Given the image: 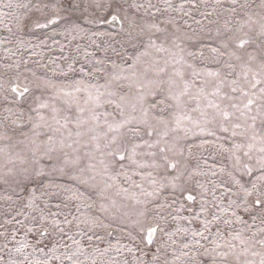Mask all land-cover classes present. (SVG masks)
<instances>
[{
	"label": "snow or ice",
	"instance_id": "obj_1",
	"mask_svg": "<svg viewBox=\"0 0 264 264\" xmlns=\"http://www.w3.org/2000/svg\"><path fill=\"white\" fill-rule=\"evenodd\" d=\"M0 30V264H264V0H0ZM42 30L95 51L45 64Z\"/></svg>",
	"mask_w": 264,
	"mask_h": 264
},
{
	"label": "rangeland",
	"instance_id": "obj_2",
	"mask_svg": "<svg viewBox=\"0 0 264 264\" xmlns=\"http://www.w3.org/2000/svg\"><path fill=\"white\" fill-rule=\"evenodd\" d=\"M4 11H7V9H4ZM49 34H50V30H42V31H37L33 34H29V35L25 36L26 40H31L32 44H37V45H39L42 40H47L48 46H41V47L35 49V51L42 54V56H43L42 62L45 64H48L49 59L55 58V57H61L62 55L63 56H69V57L79 56L80 60L82 61L83 60V51H81L80 53H77L76 52V46L77 45H80L81 49L87 48L88 51H95L94 47L91 46L90 41L87 38H85V39H79L78 38L76 40L71 41V43H69V41L65 40L63 37L57 36L56 40H59L60 44H55V43H53V41L51 39H48ZM6 35H8V33L6 31L0 30V38L4 37ZM93 39H95V38L93 37ZM61 45H65V49H64L63 53H61L59 51V48ZM9 46H11V45H9ZM25 55L27 56L28 53H25ZM97 55L102 56L103 53L98 52ZM40 58H41L40 56L33 57V60L40 59ZM57 63L66 66L65 62L63 60H58ZM31 66L35 67V64H33ZM52 67H55V65H49V72H48L49 75H51L50 69ZM79 67H80V63H77L76 68L79 69ZM41 71H43V69H41ZM71 77H75L76 79H79L80 75L78 72H76V73H72L69 78L54 77V79H56L58 82H63L65 84H68L71 82ZM92 82L95 83V81H92ZM100 82L102 83L103 81H100ZM117 236H120V233H114V236L112 238L106 237L103 242H97V243H99L101 247H107L109 239L111 240V242L113 244L116 243V237ZM121 242L122 243H128L126 238H122Z\"/></svg>",
	"mask_w": 264,
	"mask_h": 264
}]
</instances>
